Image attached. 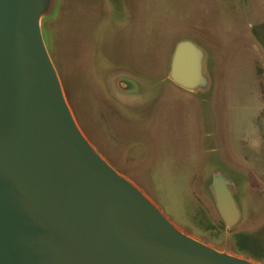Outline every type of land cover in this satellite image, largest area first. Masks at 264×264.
<instances>
[{
	"label": "rangeland",
	"instance_id": "1",
	"mask_svg": "<svg viewBox=\"0 0 264 264\" xmlns=\"http://www.w3.org/2000/svg\"><path fill=\"white\" fill-rule=\"evenodd\" d=\"M40 30L97 154L184 235L264 264V0H49ZM181 42L200 55L194 90L171 78Z\"/></svg>",
	"mask_w": 264,
	"mask_h": 264
},
{
	"label": "water",
	"instance_id": "2",
	"mask_svg": "<svg viewBox=\"0 0 264 264\" xmlns=\"http://www.w3.org/2000/svg\"><path fill=\"white\" fill-rule=\"evenodd\" d=\"M49 0H0V264H253L178 231L78 129L46 51ZM200 55L175 49L171 78L194 90ZM217 207L238 219L222 179Z\"/></svg>",
	"mask_w": 264,
	"mask_h": 264
}]
</instances>
